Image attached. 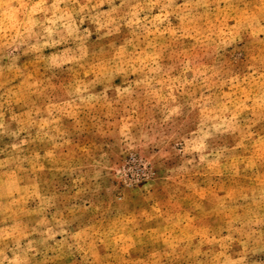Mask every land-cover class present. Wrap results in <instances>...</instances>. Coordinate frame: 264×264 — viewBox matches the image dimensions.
Segmentation results:
<instances>
[{
	"label": "rangeland",
	"instance_id": "374dc122",
	"mask_svg": "<svg viewBox=\"0 0 264 264\" xmlns=\"http://www.w3.org/2000/svg\"><path fill=\"white\" fill-rule=\"evenodd\" d=\"M0 264H264V0H0Z\"/></svg>",
	"mask_w": 264,
	"mask_h": 264
}]
</instances>
